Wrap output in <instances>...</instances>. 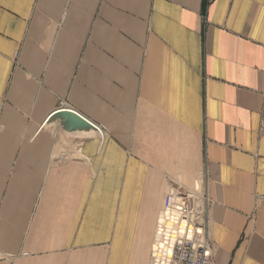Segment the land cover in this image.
<instances>
[{
  "label": "crops",
  "instance_id": "1",
  "mask_svg": "<svg viewBox=\"0 0 264 264\" xmlns=\"http://www.w3.org/2000/svg\"><path fill=\"white\" fill-rule=\"evenodd\" d=\"M172 189L264 264V0H0V264H150Z\"/></svg>",
  "mask_w": 264,
  "mask_h": 264
},
{
  "label": "built area",
  "instance_id": "2",
  "mask_svg": "<svg viewBox=\"0 0 264 264\" xmlns=\"http://www.w3.org/2000/svg\"><path fill=\"white\" fill-rule=\"evenodd\" d=\"M211 203L207 194L170 190L158 217L150 264H214L207 225Z\"/></svg>",
  "mask_w": 264,
  "mask_h": 264
},
{
  "label": "water",
  "instance_id": "3",
  "mask_svg": "<svg viewBox=\"0 0 264 264\" xmlns=\"http://www.w3.org/2000/svg\"><path fill=\"white\" fill-rule=\"evenodd\" d=\"M54 119H60L65 122V129L68 131L78 130V129H92L97 130V127L94 126L91 122L83 118L81 115L75 111L63 109L58 112Z\"/></svg>",
  "mask_w": 264,
  "mask_h": 264
}]
</instances>
